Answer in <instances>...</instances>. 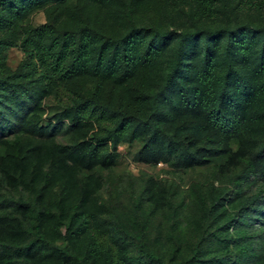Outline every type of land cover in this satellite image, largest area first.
<instances>
[{
  "label": "trees",
  "instance_id": "obj_1",
  "mask_svg": "<svg viewBox=\"0 0 264 264\" xmlns=\"http://www.w3.org/2000/svg\"><path fill=\"white\" fill-rule=\"evenodd\" d=\"M256 5L264 0H0V264H168L144 241L131 256L96 220L97 180L77 181L134 142L147 163L218 162L238 195L243 181L259 182L215 227L206 213L181 264H264V16L241 15ZM38 10L46 19L32 25ZM13 46L23 53L15 70L6 63ZM47 97L75 133L63 155L3 140L46 132ZM7 186L32 196H6ZM145 192L162 208L160 181L148 179ZM219 201L214 194L210 207Z\"/></svg>",
  "mask_w": 264,
  "mask_h": 264
},
{
  "label": "rangeland",
  "instance_id": "obj_2",
  "mask_svg": "<svg viewBox=\"0 0 264 264\" xmlns=\"http://www.w3.org/2000/svg\"><path fill=\"white\" fill-rule=\"evenodd\" d=\"M264 16V5L260 8L250 6L241 15L257 19ZM153 14L144 15L143 22H148ZM46 19L45 11L38 10L29 17L32 25H39ZM23 53L18 46L7 50L6 63L11 70H15ZM43 111L39 115V122L45 127L44 133L29 134L23 132L11 133L3 140H10L14 144H33L43 142L51 146L59 154H64L75 136L68 120L59 121L55 117L57 106L52 98L42 101ZM0 146L3 145L0 143ZM141 142L132 144L122 143L116 151L115 161L108 167L95 165L90 169L80 170L77 181L82 182L86 177H94L98 186L91 193L97 205L101 207L96 217L109 227L113 236L127 242V250L131 256H139V243L152 248L165 258L168 264H181V255L188 253L195 233L201 228L200 222H205L206 213H210L208 221L212 227L220 224L229 213L238 210L243 197L257 191L259 182L249 178L251 183L242 182L243 194L238 195V180L233 179L232 172L223 173L218 162H211L203 166L185 167L176 160L147 163L138 159ZM50 161L44 163V170H48ZM160 181L165 189L164 205L154 209L153 204L146 197L145 187L148 179ZM61 180L53 186L57 194L62 186ZM3 193L6 196L29 198L32 192L22 186L12 188L7 186ZM220 195L218 206L210 207L214 194ZM261 220L255 221L257 226ZM228 226L225 225V227ZM227 228V227H226ZM232 230V224L228 228ZM256 245V241H254ZM140 258V264H158L157 262ZM220 257L213 255L211 262ZM226 264L227 261L224 259Z\"/></svg>",
  "mask_w": 264,
  "mask_h": 264
}]
</instances>
